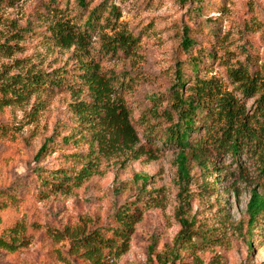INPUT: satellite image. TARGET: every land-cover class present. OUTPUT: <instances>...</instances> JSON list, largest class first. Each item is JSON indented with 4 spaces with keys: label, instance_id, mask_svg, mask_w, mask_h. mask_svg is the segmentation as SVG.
Returning <instances> with one entry per match:
<instances>
[{
    "label": "rangeland",
    "instance_id": "obj_1",
    "mask_svg": "<svg viewBox=\"0 0 264 264\" xmlns=\"http://www.w3.org/2000/svg\"><path fill=\"white\" fill-rule=\"evenodd\" d=\"M87 2L93 9L105 0ZM114 2L120 13L116 31L125 29L136 40L129 52L105 50L104 37L115 31L102 23L82 49L57 45L51 25L68 21L83 29L87 9L77 0H0V190L12 188L18 196L0 198V238L7 242L0 245V264H264L263 228L257 225L252 239L248 232L252 190L264 194L253 171L245 167L239 176L229 158H213L206 169L190 156L181 164L180 149L161 138V122L151 120L147 127L139 121L147 110L167 106L173 68L186 57L185 27L196 49H217L230 62L248 53L264 57V0ZM207 19L217 39L201 26ZM83 60L119 80L131 76L122 93L139 141L104 157L81 183L60 189L52 185L55 173L72 172L71 154L89 151L84 141L61 142L75 129V97L40 92L19 99L10 92L8 101L4 90L13 75L65 69L70 74ZM204 68L203 74L227 83L221 58ZM80 98L91 101L83 93ZM52 137L59 143L37 159ZM214 165L220 169L213 174ZM124 206L139 217L125 233V244L120 238L111 245L95 242L92 234L116 225L114 216ZM183 230L190 240L177 239Z\"/></svg>",
    "mask_w": 264,
    "mask_h": 264
},
{
    "label": "trees",
    "instance_id": "obj_2",
    "mask_svg": "<svg viewBox=\"0 0 264 264\" xmlns=\"http://www.w3.org/2000/svg\"><path fill=\"white\" fill-rule=\"evenodd\" d=\"M77 4L80 9H87L83 29L68 21L51 25L50 37L57 45L79 44L82 49L86 47L89 33L95 32L97 24L102 23L115 31L104 37V48L108 53L131 50L136 43L133 35L125 29L116 31L120 13L114 0H105L101 8L93 9H90L87 0H77ZM201 26L208 27L209 33L218 38L211 19L204 20ZM190 32V27L184 28L181 45L186 57L178 60L173 68V81L166 97L167 106L161 111L158 108L147 110L139 121L147 127L152 125L151 120L161 122V138L180 149L181 164H185L190 156L206 169L213 158H229L231 165H236L239 176L244 175L242 169L246 167L253 171L257 182L264 188V57L248 53L244 59L230 62L232 57L220 55L217 49H196L197 42ZM217 58H221L226 69L227 83L215 75L208 77L203 74L207 63ZM81 63L74 66L70 74L65 69L61 73L13 75L8 83L11 86L4 90V99L8 101H11L8 96L10 92L19 99L31 93L41 95L40 92L47 96L70 92L75 97V101L70 102L75 129L70 134L62 135L61 130L58 133L62 135L61 142L64 144L72 139L75 143L84 141L89 145V151L86 154H71L75 167L72 172L61 170L55 173L56 182L53 181L52 185L56 183L60 189L81 183L92 175L104 157L139 141L133 112L122 93L125 91L124 79L126 81L129 74L119 80L103 71L98 63L84 60ZM82 93L90 96L91 101L80 98ZM54 138L43 143L36 154L37 159L59 143ZM243 158L244 164L241 162ZM213 167V174L220 169L217 165ZM147 180L143 178L144 182ZM222 180H225V176ZM41 183L48 186L50 181L42 175ZM1 197L9 201L18 198L12 188L0 190ZM130 209L125 206L120 208L114 216L116 225L92 234L93 240L111 245L120 238L125 244V233L133 229L139 218ZM247 214L251 239L254 235L252 230L257 225L263 228L261 233L264 235V194L256 189L252 190ZM187 237L191 239L188 232L183 230L177 239ZM5 243L0 238V245Z\"/></svg>",
    "mask_w": 264,
    "mask_h": 264
}]
</instances>
